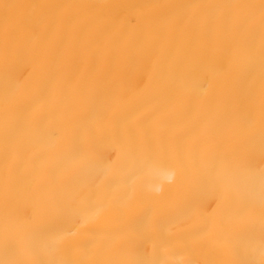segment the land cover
<instances>
[{"label": "bare ground", "instance_id": "bare-ground-1", "mask_svg": "<svg viewBox=\"0 0 264 264\" xmlns=\"http://www.w3.org/2000/svg\"><path fill=\"white\" fill-rule=\"evenodd\" d=\"M262 2L0 0V264H237L225 237L233 225L217 220L206 230L214 193L203 214L186 204L217 155L230 191L258 196L264 186ZM228 103L241 121L255 113L239 134L216 122ZM77 138L82 152L73 155ZM146 144L168 163L143 167L132 148ZM240 147L248 149L243 158L234 155ZM178 160L185 184L176 180ZM77 177L84 209L119 202L127 217L85 213L67 224L75 231L71 246L39 257L23 246L12 251L5 239L31 194ZM6 181L15 196L10 206ZM254 224L258 250V216Z\"/></svg>", "mask_w": 264, "mask_h": 264}, {"label": "snow or ice", "instance_id": "snow-or-ice-1", "mask_svg": "<svg viewBox=\"0 0 264 264\" xmlns=\"http://www.w3.org/2000/svg\"><path fill=\"white\" fill-rule=\"evenodd\" d=\"M7 7V6H6ZM262 16H264V2L260 5ZM95 104L93 107L95 108ZM218 125L234 128L239 134L244 123L250 125L255 119V113L249 111L241 121L233 109L231 103L226 104L215 114ZM264 120V110L261 112ZM123 143V139L121 138ZM82 147L79 139L73 142V155H80ZM132 153L143 167H158L168 163V157L154 147L146 144L134 146ZM248 154V149L240 147L234 153L235 157L243 158ZM214 161L209 164L199 175L190 199L187 201L186 210L191 213L204 212V204L207 195L214 193L216 209L213 216H206V230H210L218 220L220 223L228 222L233 227L225 233V237L232 247L233 252L239 257L237 264H264V186L261 187L257 196L255 191H248L239 195L230 191L225 186L221 175L222 157H210ZM249 162L255 164L254 156L249 154ZM260 164L264 167V140L261 142ZM182 161L176 162L177 183L185 184L187 178L181 170ZM99 171V166L85 170V174L93 175ZM80 177L74 178L69 185H59L50 188L48 185L39 186L31 194V203L24 216L16 221L13 233L6 237L5 243L12 251L16 252L21 246L29 249L37 257L45 249H55L60 246H71L75 231L67 227L72 220H83L85 213L90 218H98L110 214L113 211L119 214L121 220L127 217L130 210L127 206H121L119 202L115 205L105 203L100 206L92 205L87 209L81 206V198L76 194L75 185L80 182ZM15 183H19L17 180ZM6 205L15 202L13 188L10 182L5 184ZM143 199V193H141ZM141 215L144 218V226L151 222L150 210H144ZM259 217L260 227L258 229L262 243L257 250L254 238L257 233L254 220ZM125 229H121L123 233ZM13 264H28L25 260H16ZM34 264H60L59 261H45L37 259ZM72 264V262H66ZM133 264H145L143 261H135ZM154 264H163L156 261ZM189 264H196L190 261Z\"/></svg>", "mask_w": 264, "mask_h": 264}]
</instances>
